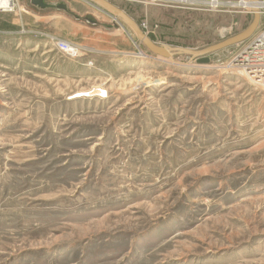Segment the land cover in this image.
Listing matches in <instances>:
<instances>
[{
    "label": "rangeland",
    "instance_id": "obj_1",
    "mask_svg": "<svg viewBox=\"0 0 264 264\" xmlns=\"http://www.w3.org/2000/svg\"><path fill=\"white\" fill-rule=\"evenodd\" d=\"M42 1L0 13V264H264V89L232 68L243 43L170 61L91 1ZM108 1L170 48L253 20L241 0Z\"/></svg>",
    "mask_w": 264,
    "mask_h": 264
},
{
    "label": "water",
    "instance_id": "obj_2",
    "mask_svg": "<svg viewBox=\"0 0 264 264\" xmlns=\"http://www.w3.org/2000/svg\"><path fill=\"white\" fill-rule=\"evenodd\" d=\"M88 1H91L92 3L101 7L103 10L111 13L114 17L119 18L121 21H123L130 28L132 33L135 34L137 41L140 42L146 49H148L150 53L162 58L169 59L170 61H172L173 57L175 56L184 55V56H189L190 59L192 60L194 59L196 60V62L200 64L208 63L209 55L219 53L222 50L234 47L235 45L250 39L251 36L255 33L256 31L255 29L257 28L260 22V17L257 12V8L255 6V4H257L259 0H249V4L251 5L249 13L253 14V20L251 21V24L246 29H244V31L235 34V36L226 38L217 44L207 46L203 50H191V49L174 48V47L170 48L165 45H158L156 43L154 44L149 39V37L141 31V29L139 28V26H137V24L133 21V19L129 18L124 11H121L119 8H117L114 4H112L108 0H88ZM31 4L41 9L46 7V5L43 3L42 0H31ZM60 7L62 9H65L63 5H61Z\"/></svg>",
    "mask_w": 264,
    "mask_h": 264
},
{
    "label": "built area",
    "instance_id": "obj_3",
    "mask_svg": "<svg viewBox=\"0 0 264 264\" xmlns=\"http://www.w3.org/2000/svg\"><path fill=\"white\" fill-rule=\"evenodd\" d=\"M3 2L5 3L1 4ZM247 2L249 3V1ZM17 6V0H0V13L10 14L15 12ZM256 8L262 21L259 31L254 33L247 41L242 42V47L230 63L233 65L232 68L239 70L250 83L264 89V0H259ZM247 12H250V7L247 9ZM141 29L142 31L144 30V25H142ZM53 43L57 51L62 52L68 58L74 60L77 57L76 47L61 40L53 41ZM101 93L103 92L101 91Z\"/></svg>",
    "mask_w": 264,
    "mask_h": 264
},
{
    "label": "bare ground",
    "instance_id": "obj_4",
    "mask_svg": "<svg viewBox=\"0 0 264 264\" xmlns=\"http://www.w3.org/2000/svg\"><path fill=\"white\" fill-rule=\"evenodd\" d=\"M155 1V0H154ZM5 2H3V3H1V4H4ZM217 5H218V3L217 2H214L213 4H212V7L213 8H217ZM237 5L238 6H240V7H242V8H246V9H248L251 5L247 2V1H240L239 3H237ZM257 4H255V6H256ZM18 7V6H17ZM39 47V46H38Z\"/></svg>",
    "mask_w": 264,
    "mask_h": 264
},
{
    "label": "crops",
    "instance_id": "obj_5",
    "mask_svg": "<svg viewBox=\"0 0 264 264\" xmlns=\"http://www.w3.org/2000/svg\"><path fill=\"white\" fill-rule=\"evenodd\" d=\"M31 1V0H30ZM167 1V2H166ZM168 1H170V0H164V2L163 3H167L168 4ZM46 4V7L45 8H42V9H47L48 7H50L51 5H49V4H47V3H45ZM61 5V4H60ZM59 5V6H60ZM52 7V6H51ZM39 8V7H38ZM40 10H42L41 8H39Z\"/></svg>",
    "mask_w": 264,
    "mask_h": 264
}]
</instances>
